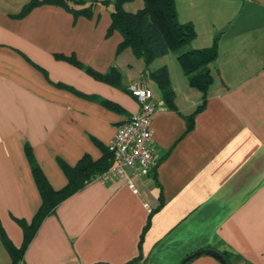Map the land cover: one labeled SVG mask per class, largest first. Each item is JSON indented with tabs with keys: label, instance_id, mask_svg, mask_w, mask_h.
Segmentation results:
<instances>
[{
	"label": "crops",
	"instance_id": "0c3cea01",
	"mask_svg": "<svg viewBox=\"0 0 264 264\" xmlns=\"http://www.w3.org/2000/svg\"><path fill=\"white\" fill-rule=\"evenodd\" d=\"M28 1L0 0V224L7 237L19 247L15 219L30 222L41 203L25 146L50 185L63 187L57 159L100 158V146L139 109L127 89L134 82L157 103L150 124L157 181L130 167L129 181H92L44 219L19 264H180L203 248L230 253V264H264V0H175L178 20L196 31L185 49L208 47L219 34L205 104L189 130L186 116L202 94L189 85L178 52L145 68L130 48L117 51L122 36L107 34L110 9L96 4L91 17L75 18L42 4L16 17ZM55 54L74 55L99 73L114 67L120 84ZM161 65L174 108L148 85L149 71ZM10 261L0 239V264ZM185 263L222 264L204 253Z\"/></svg>",
	"mask_w": 264,
	"mask_h": 264
},
{
	"label": "trees",
	"instance_id": "16d2710c",
	"mask_svg": "<svg viewBox=\"0 0 264 264\" xmlns=\"http://www.w3.org/2000/svg\"><path fill=\"white\" fill-rule=\"evenodd\" d=\"M111 0H29L22 9L15 14L22 17L32 8L42 4L58 5L66 9L76 18L78 16L91 17L94 6L99 2L104 5ZM131 0H114V7L110 11L111 22L107 29V34L118 31L122 40L118 44L117 51L130 48L132 53L141 58L144 67L157 58H160L172 51H179L177 60L181 70L187 76L189 85L201 92V103L196 110L186 116L187 130L193 126L194 114L202 109L206 100V92L212 81V74L209 65L216 59L218 54L219 34H216L212 43L208 47L197 49H185V47L196 37V31L191 22H180L177 17L175 0H143V6L135 12L125 11L122 6ZM58 59H63L69 63L82 68L94 78L119 86L121 75L117 69L111 67L105 73H99L90 67L83 65L74 55L55 54ZM148 76L159 88L162 100L166 107L174 108V92L170 86L169 73L166 65H161L151 71ZM62 86V84H58ZM102 103L110 108L117 109L111 102L103 100ZM102 155L93 160L88 154H83L74 165H69L58 158L57 163L64 173L67 182L59 188L54 189L42 169L36 162L29 146H25V154L30 164L31 173L35 185L38 189L41 203L32 216L30 222L23 219H15L23 232L22 243L19 247L13 245L7 237L0 224V239L10 256V264H19L23 260L24 253L46 217L54 214L57 206L74 193L82 190L97 176L106 171L113 164V155L107 147L100 146ZM154 181H157L155 167L148 174ZM163 204L162 195H159V204L152 209L147 217L140 234L139 247L144 234L148 230L151 217ZM228 264H230L231 254L225 251L219 252ZM135 261L132 260L130 263ZM186 264V263H184Z\"/></svg>",
	"mask_w": 264,
	"mask_h": 264
},
{
	"label": "built area",
	"instance_id": "2783aa9c",
	"mask_svg": "<svg viewBox=\"0 0 264 264\" xmlns=\"http://www.w3.org/2000/svg\"><path fill=\"white\" fill-rule=\"evenodd\" d=\"M139 109L121 122L107 148L113 155V164L97 176L105 181L118 178L129 181L126 168L130 167L141 175H148L156 166L155 148L151 132V119L157 110L152 91L145 85L134 82L127 86Z\"/></svg>",
	"mask_w": 264,
	"mask_h": 264
},
{
	"label": "rangeland",
	"instance_id": "374dc122",
	"mask_svg": "<svg viewBox=\"0 0 264 264\" xmlns=\"http://www.w3.org/2000/svg\"><path fill=\"white\" fill-rule=\"evenodd\" d=\"M97 4H101V5H103L102 7H104V9H106V8H108V9H112L113 7H114V0H111L110 1V3L109 4H103V3H97ZM143 6V0H131V1H128V2H126V3H124L123 4V6H122V8L126 11H128V12H135V11H137L139 8H141ZM173 52H175V51H173ZM177 52H179V51H177ZM134 57L137 59V60H139V62L141 63V64H143V61H142V59L141 58H139V57H137V56H135L134 55ZM156 62V59L151 63V67L154 65V63ZM148 85L151 87V89L153 90V92H157V93H160V91H159V88L157 87V85H156V83L155 82H153V81H151V80H148Z\"/></svg>",
	"mask_w": 264,
	"mask_h": 264
},
{
	"label": "water",
	"instance_id": "95a60500",
	"mask_svg": "<svg viewBox=\"0 0 264 264\" xmlns=\"http://www.w3.org/2000/svg\"><path fill=\"white\" fill-rule=\"evenodd\" d=\"M210 254L212 256H214L217 260H219L222 264H228L226 262V260L223 258V256L216 250L214 249H210V248H203L201 250H198L197 252H194L190 255H188L187 257H185L182 262L180 264H184L186 261L192 259L193 257H195L196 255L199 254Z\"/></svg>",
	"mask_w": 264,
	"mask_h": 264
}]
</instances>
